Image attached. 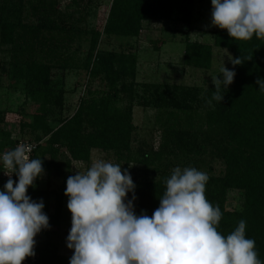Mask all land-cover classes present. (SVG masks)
Here are the masks:
<instances>
[{
    "label": "trees",
    "instance_id": "16d2710c",
    "mask_svg": "<svg viewBox=\"0 0 264 264\" xmlns=\"http://www.w3.org/2000/svg\"><path fill=\"white\" fill-rule=\"evenodd\" d=\"M192 5V0H113L104 33L138 37L144 24L168 22L175 13L186 18ZM56 9L55 0H0V45L18 53L12 76L22 81L29 106V113L23 115L29 121L23 120L19 132L29 136L24 142L35 146L31 158L43 160V181L36 180L27 194L34 200L48 198L53 193L48 190L53 171L61 174L60 158L69 168L72 161L87 164L91 151L99 150L111 153L122 170L131 164L139 167L138 179L133 181L135 213L151 216L173 170L195 167L207 173L206 198L221 209L217 230L227 236L245 220L246 237L255 240L258 259L264 262V92L256 83L264 78V39L253 35L249 40H234L227 30L213 32L214 47L243 61L233 66L234 82L222 88L224 99L218 102L212 99L215 86L199 90L146 85L140 91L135 55L99 52L100 32L90 29L88 51L79 68L90 79L102 81L107 91L93 95L88 91L74 114L63 119V77L55 76L74 66L78 50L70 52L75 27L61 23ZM211 57V45L187 42V66L208 69ZM135 105L158 110V147L148 143L131 148ZM19 141L23 140L13 137L0 117V154L13 150ZM66 181L64 177L63 188L53 193V211L47 214L53 230L34 248L35 264H69L72 256L60 255L53 237L61 221ZM6 182L0 166V189ZM131 197L129 193L127 198Z\"/></svg>",
    "mask_w": 264,
    "mask_h": 264
},
{
    "label": "clouds",
    "instance_id": "9594fccd",
    "mask_svg": "<svg viewBox=\"0 0 264 264\" xmlns=\"http://www.w3.org/2000/svg\"><path fill=\"white\" fill-rule=\"evenodd\" d=\"M211 5L212 26L226 29L234 40L264 39V0H211ZM229 60L233 66L243 63L241 57ZM235 75L224 64L220 75L211 76L213 100L224 99L222 88L228 89ZM256 83L264 92V78ZM31 151L32 145L20 143L0 154L9 177L0 189V264L34 257V238L50 228L43 199L27 194L44 173L43 160L30 158ZM208 180L195 167H176L149 216L135 213L136 185L128 169L98 159L87 171L78 170L65 189L71 213L67 248L73 250L69 264H264L255 240L246 237L245 220L227 236L217 230L222 212L206 198Z\"/></svg>",
    "mask_w": 264,
    "mask_h": 264
},
{
    "label": "rangeland",
    "instance_id": "374dc122",
    "mask_svg": "<svg viewBox=\"0 0 264 264\" xmlns=\"http://www.w3.org/2000/svg\"><path fill=\"white\" fill-rule=\"evenodd\" d=\"M112 1L55 0L60 22L64 25L74 26L76 29V32L72 34L70 52L78 50L73 63L77 68L81 66L82 59L88 51L90 38L88 32L91 29L100 32L97 46L99 52L120 53L129 51L135 55V82L139 85L140 91L146 85L196 87L199 90H205L214 86L211 76L220 75V69L224 64L228 69L233 70V65L229 60L232 53L213 46V32L226 29L211 25V0H192L191 12L186 18L175 13L173 20L168 22L144 24L138 37L133 38L107 36L104 33ZM65 19L66 21H64ZM187 42H199L212 46L211 65L208 69L193 68L184 63ZM17 56L18 53L13 49L0 45V117L4 121L5 128L12 132L13 137L18 140L29 141L28 135L19 132L23 120L29 121V118L23 116L24 112L29 113V106L23 91L22 81L16 82L12 76L13 58ZM74 66L68 67L63 75H61L62 71H58L55 76V78L63 77V119H68L74 114L80 100L87 96L88 91L92 93L91 95L94 92L107 91V87L102 81L90 79L86 71L80 68L76 69ZM158 114V110L154 107L141 105L133 107V132L130 144L132 149L135 150L148 143L158 147L160 142ZM98 159L117 164L111 153L99 150L91 151L87 164L72 161L69 168H65L60 158L57 165L61 169V174L55 175L56 173L53 171L48 186L49 192H60L64 186V177L76 175L78 170L87 171ZM120 165L122 164L120 163ZM216 167L221 168L218 164ZM127 169L133 181L137 180L139 167L131 164ZM53 193L48 198L43 199L46 214L53 211L55 201ZM67 201L68 197L64 195L60 225L55 231L56 235L53 236L57 242L59 254L62 256L73 255V250L67 248V236L71 228V213L67 208ZM133 203L136 211V199ZM52 230L51 227L42 230L34 238L36 240L35 247L45 240L46 232Z\"/></svg>",
    "mask_w": 264,
    "mask_h": 264
},
{
    "label": "built area",
    "instance_id": "2783aa9c",
    "mask_svg": "<svg viewBox=\"0 0 264 264\" xmlns=\"http://www.w3.org/2000/svg\"><path fill=\"white\" fill-rule=\"evenodd\" d=\"M20 143L29 144L28 142L19 141V142H17V143L15 144L14 149H15V148L17 147V145L20 144ZM30 145H32V144H30ZM34 149H35V146L32 145V151H31V153H30V158H31V154L33 153ZM1 154H3V153H1ZM0 166L2 167L3 171H5V169H4L3 166H2V163H0ZM3 176L6 177L7 180L9 179V177H8L7 175H5L4 172H3ZM11 178H12V179L14 178V174H13V176H12ZM17 180H18V179H17ZM35 263H36L35 256H34V257H30V261H23V262H22V264H35Z\"/></svg>",
    "mask_w": 264,
    "mask_h": 264
}]
</instances>
